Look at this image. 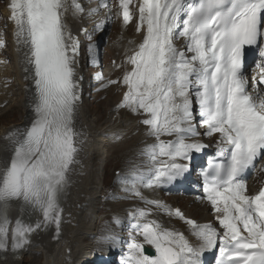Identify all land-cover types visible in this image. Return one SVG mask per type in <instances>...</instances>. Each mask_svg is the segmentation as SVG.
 Returning a JSON list of instances; mask_svg holds the SVG:
<instances>
[{
  "label": "snow or ice",
  "instance_id": "6c2138e0",
  "mask_svg": "<svg viewBox=\"0 0 264 264\" xmlns=\"http://www.w3.org/2000/svg\"><path fill=\"white\" fill-rule=\"evenodd\" d=\"M132 4L133 0L118 2L125 24L135 16L144 38L127 58L132 67L122 77L127 91L118 108L147 114L142 123L157 143L144 151L153 167L134 174L133 187L125 191L185 220L197 243L147 221L150 211L138 209L132 227L144 242L155 246L158 255H145L143 244L133 237L125 264H202L203 253L215 249L218 242L221 264H264V190L248 195L240 179L264 155V92L254 84L253 95L244 73L245 48L264 45V0H137L135 9ZM100 7L110 5L102 0ZM8 8L35 84L34 119L24 131L8 134L13 154L0 167V249L7 248L9 241L13 249H21L31 243L36 230L48 225H55L59 237L62 201L82 151L75 139L80 135L75 123L82 102L81 78L76 74L79 40L67 31L64 18L69 8L83 13L84 7L79 0H9ZM180 38L185 40L183 48L175 43ZM258 56L264 61V47ZM260 61L255 67L264 84ZM197 115L205 128L203 135L219 134L220 159L209 160L200 175L223 233L211 223L186 219L179 208L146 199L135 188L137 183L151 188L185 178L190 165L183 161L190 162L194 152L207 147L198 139ZM161 136L174 139L164 141ZM120 182L129 181L121 178ZM13 200L38 210L40 222L17 220L10 227L6 210ZM115 223H120L119 218ZM103 242L118 243L111 235Z\"/></svg>",
  "mask_w": 264,
  "mask_h": 264
},
{
  "label": "bare ground",
  "instance_id": "6f19581e",
  "mask_svg": "<svg viewBox=\"0 0 264 264\" xmlns=\"http://www.w3.org/2000/svg\"><path fill=\"white\" fill-rule=\"evenodd\" d=\"M79 3L83 5L84 12L74 13V11L69 8V11L64 18V23L66 24L68 32H76L80 37L79 39L82 40V36H84L82 33L83 26H86L89 29L87 33H92L91 31L96 30L97 26L101 24V16L97 13L102 10V7H100L102 2H100L99 7L93 5L91 0H79ZM130 7L132 8V6ZM92 9H99V11L97 13H92ZM4 13L7 17L10 16L8 6L5 7ZM13 27L16 31L14 23ZM126 35L127 36H125V38L124 35L120 36L122 42H115L112 44L116 47V49H120L122 52L131 47V43L128 45L125 44L124 46V43H127L125 42V39L129 42L136 39L131 37L129 33ZM12 40L15 41V43H18L15 34L12 36ZM136 44L137 42L134 43V45ZM177 47L182 48L181 46ZM25 51L26 49L23 46L21 51L19 50V53H17L19 59L21 62L23 61V63L16 65V73L12 74L11 71L14 69L11 70L9 67L4 66L2 68L0 66L2 69V71L0 70V167L9 161L13 154V145L11 140L8 138V134L17 130L21 132L24 131L30 126L34 119L32 100L35 93L32 92L35 84L31 66L25 61ZM17 55H15V58ZM260 62L264 63V61ZM79 65L80 56L78 55L76 66L79 67ZM110 70H112V68ZM256 70L260 71L259 68H256ZM13 76L16 78L12 79ZM252 92L255 93L253 90ZM81 100L82 102L80 104L79 113L76 117L75 123V131L80 135L75 139L77 141V146L81 148L82 151H80L76 156V159L79 162L72 166L70 186L66 192L65 198L62 201L63 213L59 237L57 238L55 225H48L46 228L36 230L30 237L31 243L26 245L24 248L13 249L11 241H9L7 248L0 249V264H109L110 262L108 255H106V257L100 256L101 253L109 254L107 253L108 249L106 252L97 251L96 240L98 238H95L99 236L100 239L103 240L104 237L110 235L106 233L104 229L111 227L104 225V220L100 219V214L102 212L101 198L104 195L103 187H105V185L104 182L103 185L101 184V174L103 173L96 165L98 159H103L107 149L110 147V144L108 148H106L107 141L105 138L106 135L104 134L107 128L99 126L97 118L91 114V110H89L88 104L85 101L83 102L82 96ZM15 107L20 108L15 119L12 121L9 120L10 122H8L7 118L1 119L2 114L7 115L9 112H13ZM117 112L118 107L116 110L111 111L108 120L109 127H115L114 125L118 123L119 119H121L119 118L121 113L117 115ZM124 118L129 119L132 118V116L126 113ZM121 125L123 124L121 123ZM137 128V125L133 124L132 130H129L130 132L124 131L123 134L119 133L118 135H123V137H125L137 130ZM87 135L88 137L86 138ZM160 139L164 141L169 140L167 136H161ZM171 139H174V137ZM261 165H264V158L263 162L258 167ZM257 182L258 184H251L252 186H250V188H261L264 183V174L259 180H257ZM187 189L189 190L188 186L182 187V190ZM250 195H252L251 192ZM151 199H153V197H151ZM198 199L204 201L200 195L198 196ZM200 205L205 207V215L199 220V222H207L211 219V216L208 214V209L204 203H200ZM25 206L26 204L23 203L22 200H14L13 207H7V216L11 221L10 227H14L17 220H20L21 222L25 220L27 224L33 225L40 222L42 217L37 218L29 215L24 209ZM149 209L150 207L148 210ZM136 211L137 210L127 213L121 210L118 211V214H120V216H126L133 219L132 217ZM214 215L217 217L218 214L214 211ZM172 216L173 221H170L167 218L152 219L149 216L146 219L147 221H156L165 229L183 233L185 237H187L190 242L195 245L197 241L191 234V226L189 224L184 226L174 214H172ZM188 216L194 217L195 214L189 211ZM133 221L136 223L134 219ZM141 222L143 223L145 221L142 220ZM219 230L223 231L224 229L220 227ZM133 232V237H135L137 242H140L143 245H150L144 242L143 237L138 234V230H134ZM94 238L96 240H94ZM151 246L155 248L154 245ZM216 248L206 250L203 253L204 256L210 258L216 251ZM128 251L129 247L123 254L124 259L128 257ZM3 254L8 256V260L3 259ZM11 254H16V257L11 258ZM204 261H206V259H202V262Z\"/></svg>",
  "mask_w": 264,
  "mask_h": 264
},
{
  "label": "rangeland",
  "instance_id": "374dc122",
  "mask_svg": "<svg viewBox=\"0 0 264 264\" xmlns=\"http://www.w3.org/2000/svg\"><path fill=\"white\" fill-rule=\"evenodd\" d=\"M118 2L119 0H112V2H109L110 7L103 8V10L97 13L101 16L102 28L97 27L96 30H92V33H89L85 37L83 41L82 65L84 82H86L85 98L87 101L85 100V102L88 104L89 110H91V114H93V116L97 118L99 126L102 128H107L104 134L106 135L105 138L107 141L106 148H108L110 144V147L107 149V152L103 159H98L96 163L97 167L101 169L103 173L101 174V184L103 185L104 182V194L106 192L105 196H102L101 198L102 212L100 214V219H105L106 226H112L114 230L122 229L119 230V232L124 233L123 228H121L119 224L115 223V219L120 218L118 211H126L133 207H140L141 209L143 208L148 210V208L150 207L149 211H151L150 213L153 216H157L158 211H160L164 215H167L168 213L164 209H157L151 205L145 204L140 197L131 194L132 192L129 193V191H125V187L128 188L129 184L131 186H133V184L129 180L128 183L122 184L120 180L121 178L125 177H122V175H120L119 177L114 176L117 170H120L122 173L123 171H125L126 173L131 175H139L141 173H147L153 167V165L150 163L149 157L144 154L147 146L152 145V140L146 141L145 137H147L148 134V138H152L149 136V132L146 131L145 125L142 123L141 115L134 114L132 112L131 113L133 115H130L128 113L130 112L128 109L121 108V117H119L121 119H119L118 123L114 125L115 127H109L108 124L111 111L115 110V107L119 103L118 101L122 99L123 90L127 88L122 84V77L127 71L131 70L132 67L127 59L129 56L123 55L118 58L121 54L120 49H116V47L112 45L115 42H122L120 36L123 35L122 31H124V29L121 28L120 24ZM92 3L96 5V2ZM136 3L137 0H133V9H135ZM6 5L7 0H0V33L5 39L4 46L0 47V52L6 56L7 64H9V66L11 67L10 69H14L13 71H11L13 74L15 71V64L13 63L11 54V23L8 20L9 17L7 18L4 13ZM135 22L136 17L134 16L133 19L128 23L129 27H127V32L131 36H135L138 38V40H141V38H144V32L137 30ZM179 43L182 44V38L179 39ZM114 57L122 60L121 67H117L113 75L114 80L121 82L116 84H109L108 82L111 81V79L105 77L104 69L109 63H111V60ZM258 61H260V57L256 59V62ZM116 66L119 65L116 64ZM100 75L102 77V80L99 86L98 94H95V92H93V88L89 87V81L90 79L92 80L95 76ZM106 84L108 85L107 87L104 86ZM19 110V107H15L13 112H9L7 115L2 114L1 119L7 118L8 122H10L16 118ZM123 113L129 114L130 116H132V118H124L125 114ZM120 122L123 125H121ZM131 124L137 125V130L126 135L125 137H123V135H118L119 133L123 134L124 131L130 132L132 130ZM113 129L117 131H114ZM263 174L264 171L261 170L260 176ZM257 179L259 180V177H257L255 180ZM170 196L172 200H178L183 206H185L188 212L190 211L199 217H201V215H198V213L202 210H205V207L193 202L190 197H187V195L182 192L171 193ZM126 227L128 228L126 232L129 233V225L126 224ZM95 238L97 239V237ZM95 238L94 240H96ZM108 244L109 243L100 242L99 245H97V248L100 247V249L104 248L102 250H107ZM125 244L129 245V240H126Z\"/></svg>",
  "mask_w": 264,
  "mask_h": 264
}]
</instances>
